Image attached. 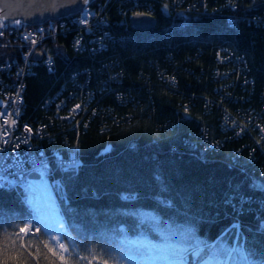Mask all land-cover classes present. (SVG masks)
Segmentation results:
<instances>
[{
    "label": "trees",
    "instance_id": "trees-1",
    "mask_svg": "<svg viewBox=\"0 0 264 264\" xmlns=\"http://www.w3.org/2000/svg\"><path fill=\"white\" fill-rule=\"evenodd\" d=\"M136 1L135 8L152 7L153 29L137 31L129 25L127 13L134 0H109L102 11L111 33L105 50L74 52L69 36H58L46 45L55 70L48 73L37 65L25 80L24 119L33 124L55 122L43 102L60 85H71L74 73L96 92L95 115L89 114V120L83 121L88 126L83 129L81 125L79 130L78 171L61 174L54 167L51 178L60 181L55 199L77 252L111 248V254L118 257L119 240L143 230L159 241L161 232L169 233L170 240L185 248L194 247V241L210 249L219 245L217 250L224 257L233 247L238 251L234 264H264V192L251 188L253 179L264 181V159L257 155L248 162V148L236 160L230 158L245 139L226 140L224 146L212 149L191 143L201 129L207 131L209 141L222 137L214 98L218 96L212 93L217 84L209 77L220 47L243 58L254 80L255 92L249 102L252 109L259 107L264 95V25L256 27L245 18L262 14L264 0H238L233 10L219 8L223 0H193L194 10L186 16L189 23L173 26L158 0ZM230 17L236 26L228 24ZM72 18L55 25L68 24ZM106 62L111 65L104 67ZM161 72L173 76L174 82L165 85L158 76ZM108 73L119 76L112 83L113 89L122 92L119 98L115 92L96 90ZM235 94V99L243 98L239 89ZM184 105L191 106L187 115ZM224 105L237 118L248 112V107L234 102L224 101ZM65 134L57 133L55 140L61 142ZM234 189L250 201L243 211L234 199ZM26 196L31 199L27 201ZM35 202L34 192L26 188H0V232L4 228L11 232L13 227L18 231L25 219L37 216ZM48 236L43 228L38 234L41 239ZM43 252L60 264L47 249ZM206 255L207 250L202 258L187 253L192 264ZM37 259L48 264L43 256Z\"/></svg>",
    "mask_w": 264,
    "mask_h": 264
},
{
    "label": "built area",
    "instance_id": "built-area-1",
    "mask_svg": "<svg viewBox=\"0 0 264 264\" xmlns=\"http://www.w3.org/2000/svg\"><path fill=\"white\" fill-rule=\"evenodd\" d=\"M237 1L225 0L218 7L233 10ZM95 2L93 7L90 5L84 8L87 9L89 15L85 16L84 9H82L73 16L68 24L63 21L55 25L57 22L55 21L27 26L22 22L17 25L15 21H4L5 27L0 29L3 32V35H0V157H3L0 161V188L17 186L20 181L37 186L43 181L47 187L50 188L51 184L54 188L58 180L50 178H52L55 168L61 174H75L78 171L81 162L77 145L69 147L62 143L64 149H58L49 155L46 152V144L53 142L55 138L48 133L47 125L43 124L45 122L36 121L33 124L23 119L25 80L32 74L37 65H43L48 73L55 70L54 58L47 52L46 45L58 36H69L70 46L74 52L83 51L95 54L108 47L107 41L110 39L111 33L102 11L109 0H95ZM136 3L137 1L134 0L133 6L129 9V15L127 13L128 17L136 12L153 16L152 7L147 5L146 9L135 8L137 7ZM164 9L167 11V15L171 17V26L187 25L189 20L186 16L193 12L194 1L171 0L170 6H165ZM82 19L86 20V24L80 22ZM245 21L256 27H263L264 11L260 15L245 18ZM227 22L232 27L236 26L234 18H228ZM128 23L130 25L129 18ZM26 36L28 39H25ZM33 39L36 41L35 44L31 42ZM77 41H79L78 46ZM36 53L39 54V59L36 58ZM110 65V62L104 63V67ZM209 74L214 85L217 84L214 87L218 96L215 108L219 113L218 128L222 137L216 141H209L207 131L202 129L203 133L197 134V140L191 143L197 142L212 149L224 146L226 140L242 141L245 139L237 152L240 153L242 149L248 148V162L256 158L257 155L264 159V140H261L264 134L260 133V128L264 127V95L259 98L261 99L259 107L252 109L249 100L255 92L254 80L248 76L243 58L233 55L226 48L220 47L214 54L213 66ZM160 75L166 82L165 85L174 82L173 76L165 75L162 72ZM118 79L117 73H108L107 78L101 81L96 90L107 94L115 92V96L119 98L122 96V92L112 88V83H117ZM236 89H239L240 94L243 95L241 100L235 99L233 96L236 95ZM88 90L91 88L79 81L78 73H74L71 76V85H60L43 102V108L47 110L50 118L56 123L64 126L67 130L79 133L81 125L83 129L88 126V123L83 121L89 120L87 118L89 114L93 117L95 115V109L92 108L94 99L85 100L83 98V92ZM72 98L76 99V103H73ZM224 101L234 102L241 107H248V112L240 118L234 117L225 109ZM204 103L206 107L209 105L206 99ZM76 105H81V108L73 112ZM185 106L187 109L189 108L188 105H184L183 110H185ZM205 112L208 113V110ZM5 121H8L9 124H12L13 121L15 123L9 127ZM26 127L32 129V133L26 132ZM5 133H7V140L3 138ZM227 136L229 139H226ZM258 140L261 142L257 143ZM41 164H43V168H41ZM42 171L44 172L43 176L41 175ZM33 173H36L38 178H32ZM33 192L38 199L40 194L36 191ZM49 193H47L46 203H41L42 215L31 216L26 221H31L34 227L45 229L49 235L59 236L60 232H63L60 224L65 219L62 213L58 212L60 207L55 203V194L53 193V196L50 194L49 197ZM38 234L39 232L36 233L37 236ZM21 235L24 234L21 233ZM69 236L71 237L69 239L70 244L67 240L65 244L72 245L75 250L74 239L71 234Z\"/></svg>",
    "mask_w": 264,
    "mask_h": 264
},
{
    "label": "snow or ice",
    "instance_id": "snow-or-ice-1",
    "mask_svg": "<svg viewBox=\"0 0 264 264\" xmlns=\"http://www.w3.org/2000/svg\"><path fill=\"white\" fill-rule=\"evenodd\" d=\"M77 0H71V3L75 4ZM90 0H83V4L87 5ZM63 6V5H62ZM85 16L89 15L87 9L83 10ZM137 16L144 15L143 13H136ZM82 24H86V20L80 21ZM15 23L19 25L20 20H16ZM5 27V23L0 19V29ZM0 35H3V32L0 31ZM25 39H28L26 36ZM32 44H35L36 41L33 39ZM79 41H77V46ZM81 105H76L73 109V112L79 110ZM185 114H188L187 106H185ZM9 124L8 121H5V124L9 127L14 125ZM25 131L32 133V129L25 128ZM260 133L264 134V127L260 128ZM7 140V133L3 137ZM261 140H264V135H262ZM261 140H258L257 143H260ZM3 157H0L2 161ZM41 164V168H43ZM46 171V169H45ZM41 175H44V172H41ZM251 188L253 190H259L264 192V181L257 183L254 179L251 183ZM30 191H36L40 194L38 199L34 204V209L37 215L42 211L41 203L47 201L48 187L46 184L41 182L40 185H29ZM235 196L234 199L239 200L240 202V211H243V205L245 203H250V201L244 196L243 192L237 189H234ZM130 198V197H129ZM11 227V226H10ZM37 232H41V229L34 227L31 221H25L23 226L18 228V231L13 227L12 231L9 232L7 228H4L0 232V264H30V259L36 261V264H40L38 257L43 256L44 260H48V264H54V261L50 260L49 257L44 254L43 249H47L53 257H56L60 264H81V262L86 261L87 264H172V262L182 259L184 253L191 252L195 257H201L202 253H205L215 257L217 256V249L219 245L215 248H209L208 245H202L197 243L194 247L178 249L169 243L172 238L169 233L161 232L160 243H152L147 240H130L126 237L119 240V245L121 246L119 251V259L116 256H113L112 249L107 248L101 250L97 249H85L84 253H77L72 245H66L64 239H71V237H64L63 239L58 235H50L46 239H41L36 235ZM23 233L24 235H21ZM33 241H38L36 245L33 244ZM43 245V249L39 246ZM35 247V251L33 248Z\"/></svg>",
    "mask_w": 264,
    "mask_h": 264
},
{
    "label": "water",
    "instance_id": "water-1",
    "mask_svg": "<svg viewBox=\"0 0 264 264\" xmlns=\"http://www.w3.org/2000/svg\"><path fill=\"white\" fill-rule=\"evenodd\" d=\"M94 1L90 0L85 5L83 0H77L75 4L71 3V0H0V19L3 21L20 20L28 26L40 25L75 15ZM129 22L132 28L140 31L152 29L156 25V19L146 14L137 16L134 13L129 17ZM36 58L39 59L38 53H36ZM31 176L38 178L36 173ZM129 197L131 198V194L127 195V198Z\"/></svg>",
    "mask_w": 264,
    "mask_h": 264
},
{
    "label": "bare ground",
    "instance_id": "bare-ground-1",
    "mask_svg": "<svg viewBox=\"0 0 264 264\" xmlns=\"http://www.w3.org/2000/svg\"><path fill=\"white\" fill-rule=\"evenodd\" d=\"M170 1L171 0H158V3H159V5L160 6H170ZM177 1V0H176ZM225 0H223V2H224ZM121 6L123 7H125V9H129V4L127 3V2H122V4H121ZM136 13H138V12H136ZM134 14V13H133ZM132 14V15H133ZM33 26H36V25H33ZM156 26V25H155ZM153 29V28H152ZM142 31V30H141ZM145 31V30H144ZM114 32V31H113ZM115 37H117V38H119V39H124V37H123V35H120V34H116L115 35ZM247 67V66H246ZM210 73V72H209ZM158 76H159V78L161 79V75H160V73H158ZM210 77V76H209ZM212 93L215 95V96H217V94H216V92L214 91V87H212ZM254 94V93H253ZM96 92L94 91V90H88V91H85V92H83V98L85 99V100H91V99H94L96 96ZM215 99H217L216 97H214ZM72 101H73V103H76V99H74V98H72ZM189 107H191V106H189ZM59 122V121H58ZM45 124L47 125L46 127H47V130H48V133L49 134H51L52 136H54V138L56 139V135H57V133H59L60 135H62L63 133H65L66 132V134L64 135V136H62L61 138L63 139V140H61V142H57V140H55L54 139V141L53 142H50V143H48V144H46V152L49 154V155H51L53 152H55V151H57L58 149H64V146H63V144L62 143H64L65 145H67V146H69V147H72V146H75V145H77V143H78V140H79V137H80V133H75V132H73L72 133V131H68L64 126H62V125H60V124H58V123H56V122H53V121H48V122H46V120H45ZM68 131V132H67ZM203 133V130L201 129L200 131H197V133L196 134H198V135H200V134H202ZM70 134H72L73 135V137L72 138H70V136H68V135H70ZM238 157H240V153L239 152H236V151H231V154H230V158L232 159V160H236V158H238ZM54 174V173H53ZM16 176V175H15ZM54 176H59V174H55ZM0 180H1V175H0ZM18 185V187H22V188H26L27 190H29V183H23V182H18L17 183ZM14 187H16V186H14ZM2 188H5V189H10V188H13V187H2ZM29 192H33V191H30L29 190ZM26 198V200L27 201H29L30 199H31V196H26L25 197ZM35 200H37L36 198H35ZM56 200V199H55ZM55 203H57L56 201H55ZM58 212L60 213L61 212V210L60 209H58ZM26 220V219H25ZM64 226L69 230V228H68V226H67V223H66V221H63L61 224H60V228H61V230L62 231H64ZM70 231V230H69ZM71 233V232H70ZM72 236V235H71ZM72 238H74V236H72Z\"/></svg>",
    "mask_w": 264,
    "mask_h": 264
},
{
    "label": "rangeland",
    "instance_id": "rangeland-1",
    "mask_svg": "<svg viewBox=\"0 0 264 264\" xmlns=\"http://www.w3.org/2000/svg\"><path fill=\"white\" fill-rule=\"evenodd\" d=\"M24 114H25V112H24ZM24 114H23V119H24ZM26 121H28V120H26ZM50 182L52 183V181H50ZM50 182H49V184H50ZM50 186H51L50 188L48 187V192H50L49 197H50V194H51V196H53V193L55 195L57 193V191L54 188H52L51 184H50ZM56 186L59 187V182H57V181H56ZM65 221H66V219H65ZM120 228L123 229V226H120ZM69 234H71L70 231L66 227H64V231L60 232L59 236L63 239L66 235L68 237H70ZM124 237H126L127 239H130V240H147V241H150L152 243H160L159 240L153 239L149 234H147L143 230H141L137 234H134L133 236H127L126 235V236H123L122 238H124ZM66 240L70 244L69 239H64V243ZM173 241L174 240H170L169 243H171L174 247H176L178 249L185 248V246L182 245L181 243L179 244V243L173 242ZM197 243H199V242L194 241L193 245L195 246ZM190 247H191V245H189L188 248H190ZM76 250H77V248L75 249V251ZM219 252H221V251L217 250L218 254L215 257H212L210 255H206V257L202 261H200L198 264H234V262L238 260V259H236V255L238 254V251H235L233 247H231L230 250H227V252L225 253V257L222 256ZM190 254H191V252H190ZM117 258L119 259V256ZM57 261H59V260H57ZM172 264H192V262L189 261V259L187 257V253H184L182 259H178V260L172 262Z\"/></svg>",
    "mask_w": 264,
    "mask_h": 264
}]
</instances>
